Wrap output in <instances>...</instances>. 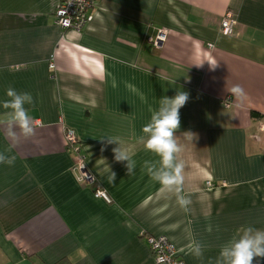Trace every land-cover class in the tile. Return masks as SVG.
Masks as SVG:
<instances>
[{"label": "crops", "instance_id": "crops-1", "mask_svg": "<svg viewBox=\"0 0 264 264\" xmlns=\"http://www.w3.org/2000/svg\"><path fill=\"white\" fill-rule=\"evenodd\" d=\"M56 4L0 0V101L9 86L30 92L39 124L14 145L0 125V152L16 158L0 164V264H155L148 234L185 264H218L242 228L264 230V0H97L77 31L54 23ZM227 10L230 35L219 27ZM162 27V46L148 45ZM178 90L189 93L175 133L187 211L149 176L145 162L159 157L139 142ZM6 111L0 104V120ZM65 130L111 202L78 182ZM108 137L134 153L131 175Z\"/></svg>", "mask_w": 264, "mask_h": 264}, {"label": "clouds", "instance_id": "clouds-1", "mask_svg": "<svg viewBox=\"0 0 264 264\" xmlns=\"http://www.w3.org/2000/svg\"><path fill=\"white\" fill-rule=\"evenodd\" d=\"M208 64L213 70L218 66L215 61H208ZM229 91L237 101H243L247 95L239 84L233 85ZM6 96L8 99L0 101L2 107L7 110L4 114L5 119L0 120V125L5 126V135L14 145L21 137L24 139L32 137L39 124L34 122L29 108L26 107V105L34 104V98L30 92H18L9 86L6 89ZM188 100L189 93L183 90H178L173 97H162L159 107L152 110L150 121L142 128L144 135L139 138V142L146 150L159 157L156 162H145L149 176L161 184L162 191L174 192L178 203L186 211L191 201L180 194L184 182V161L179 158V155L183 151V146L178 142L175 133L181 125L180 109ZM188 134L194 138L192 133ZM108 138V143L118 144V147L112 149L115 161H126L127 173L131 175L135 168V161L132 159L134 153L118 138ZM11 151L12 147L6 150L7 153ZM6 152H0V164L13 165L15 156L8 155ZM111 179L115 180L114 172ZM193 252L200 256L202 254L200 245L197 244ZM257 258H264V230L247 226L222 246L218 264H253ZM257 264H259L258 260Z\"/></svg>", "mask_w": 264, "mask_h": 264}, {"label": "built area", "instance_id": "built-area-1", "mask_svg": "<svg viewBox=\"0 0 264 264\" xmlns=\"http://www.w3.org/2000/svg\"><path fill=\"white\" fill-rule=\"evenodd\" d=\"M97 0H57L53 12L54 23L62 29L80 30L88 23ZM236 20L231 10H227L220 18V31L226 35L234 33ZM167 29L162 27L158 29L157 34L147 39V44L155 48H160L167 37ZM49 68H54L51 61ZM230 104L229 97L223 100V105ZM66 144L70 149L73 159V171L76 173L78 182L85 186L92 187L96 197L105 202H111L110 196L98 183L95 176L87 169L84 157L79 152L77 139L72 130H65ZM210 186V183H208ZM145 243L153 253L155 264H185V261L175 249L173 244L165 236L144 235Z\"/></svg>", "mask_w": 264, "mask_h": 264}, {"label": "trees", "instance_id": "trees-1", "mask_svg": "<svg viewBox=\"0 0 264 264\" xmlns=\"http://www.w3.org/2000/svg\"><path fill=\"white\" fill-rule=\"evenodd\" d=\"M254 115H256L255 113H253Z\"/></svg>", "mask_w": 264, "mask_h": 264}]
</instances>
